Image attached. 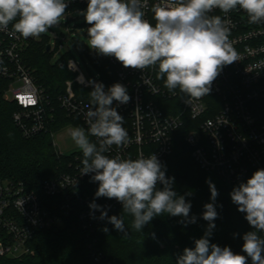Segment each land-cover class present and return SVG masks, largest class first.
I'll return each instance as SVG.
<instances>
[{
  "label": "clouds",
  "instance_id": "9594fccd",
  "mask_svg": "<svg viewBox=\"0 0 264 264\" xmlns=\"http://www.w3.org/2000/svg\"><path fill=\"white\" fill-rule=\"evenodd\" d=\"M67 6L65 0H0V31H8L11 24V34L39 38L60 23ZM144 7L145 0H88L81 12L90 25L88 46L99 55L115 57L125 68H157V79L164 81L169 92L179 89L189 98L207 96L223 66L238 60L225 19L210 13L218 9L226 16L243 10L250 24L264 23V0H160L152 9L155 24L144 18ZM89 94L88 127H74L70 136L83 155L82 175L91 174L90 182L98 183L94 197L121 203L137 232L164 214L195 223L196 217H189L190 201L174 190V177L166 176V166L156 155L137 159L106 155L113 145L122 148L129 142L124 117L113 107L114 101L117 105L130 101L127 88L114 83L105 91L103 83L93 82ZM206 183L212 202L204 205L202 218L208 227L195 239L194 247L183 249L176 264H248L249 258L251 264H264V168L230 193L232 203L253 229L242 236L244 254L210 242L218 218V190L210 179ZM89 208L100 211L99 219L123 233L122 239L129 236L121 215L108 216V209L95 199ZM102 230L109 231L107 227Z\"/></svg>",
  "mask_w": 264,
  "mask_h": 264
},
{
  "label": "built area",
  "instance_id": "2783aa9c",
  "mask_svg": "<svg viewBox=\"0 0 264 264\" xmlns=\"http://www.w3.org/2000/svg\"><path fill=\"white\" fill-rule=\"evenodd\" d=\"M65 2L68 6L61 19L71 31L74 13L84 11L88 0ZM159 2L145 0L144 18L153 24L152 9ZM210 15L225 19L238 60L223 66L207 96L189 98L179 89L173 94L162 79H157V68H125L115 57H106L114 68L116 83L123 84L131 97L127 104L113 103L124 117L129 142L122 148L113 145L106 155L137 159L154 154L163 164L174 151L177 132L187 127L186 141L193 148L194 159L203 170L216 173L223 181L239 183L264 168V23L250 24L243 10L225 16L216 9ZM83 26L87 33L90 25L85 21ZM39 40L40 37L25 39L18 33L11 34V24L8 31H0V78L9 80L3 96L18 106L12 118L22 136L29 139L50 133L54 142L55 132L50 126L56 111L53 97L36 82L23 59L29 46ZM49 45L51 51L53 44ZM92 55L99 54L93 50ZM66 67L75 77L66 81V91L59 95L58 103L66 115L80 119L87 128V92L92 91L93 82L103 83L105 91L111 85L101 78V72L90 78L75 59H68ZM82 160L77 156L68 171L44 182L47 196L63 198L54 208L45 206L40 195L23 182L0 177V257L31 254L36 234L63 227L72 212H77L80 227L90 233L95 231L100 211L79 207L82 196L77 190L91 176L82 175ZM101 206L111 213L122 205L114 198H106ZM100 259L99 253L96 260Z\"/></svg>",
  "mask_w": 264,
  "mask_h": 264
},
{
  "label": "trees",
  "instance_id": "16d2710c",
  "mask_svg": "<svg viewBox=\"0 0 264 264\" xmlns=\"http://www.w3.org/2000/svg\"><path fill=\"white\" fill-rule=\"evenodd\" d=\"M23 59L32 70L36 82L53 97L56 106L55 120L50 125L53 132L72 122L82 125L79 119L66 115L58 103L59 95L66 91V81L73 79L75 73L70 72L66 65L48 62L49 51L43 41L32 43ZM94 63L104 81L109 85L116 83L114 68L105 56L95 57ZM8 85L9 80L0 78V177L23 182L27 189L40 195L45 206L54 208L62 203L63 198L47 196L43 184L68 171L71 161L77 156L83 158L82 152L62 154L54 146L50 133L24 138L12 118L18 106L6 101L3 96ZM75 88L80 90L77 85ZM86 98L90 100L88 92ZM189 129L183 127L177 132L174 151L163 164L167 177H174V190L190 201L189 217L195 216V223H182L181 217L164 214L155 217L142 231L137 232L131 228L132 220L121 206L108 216L123 217L129 236L122 239L123 233L107 220H99L93 233L84 230L78 224L77 212H72L63 227L44 229L36 234L31 242V254L18 258L0 257V264H176V258L183 253V249L194 247L195 239L201 238L208 227V222L202 218L204 205L212 202L207 179L218 190L215 201L218 218L214 221L210 242L220 247L229 246L233 252L244 254L242 236L253 229L245 214L232 203L230 193L251 175L239 183H227L216 173L203 170L193 157V148L186 141ZM90 139L96 142L93 137ZM97 188L98 183L90 182V177L82 183L77 190V194L82 196L80 209L88 208L94 199L99 205L104 202L106 198L94 197ZM104 227L109 231L104 232ZM99 253L101 259L97 261ZM248 264H251L250 258Z\"/></svg>",
  "mask_w": 264,
  "mask_h": 264
},
{
  "label": "rangeland",
  "instance_id": "374dc122",
  "mask_svg": "<svg viewBox=\"0 0 264 264\" xmlns=\"http://www.w3.org/2000/svg\"><path fill=\"white\" fill-rule=\"evenodd\" d=\"M74 16L76 19L71 22V26L73 27L71 31L62 23L63 20L61 19L57 26L49 29L48 32L41 34L39 41H43L46 46L50 43L53 44V49L49 51L48 59V62L51 64L59 63L66 65L68 59H75L81 64L83 71L90 78H92V76L97 77L100 70L94 63L95 57L92 56L93 50L88 46V34L83 26L85 22L84 16L81 15L80 12H75ZM78 48L81 49V51H79ZM74 127H83L87 129L84 124L77 125L75 122H72L55 132L54 142L56 148L62 154H71L80 151L70 136V130ZM127 215L132 220V217L129 214H126V216Z\"/></svg>",
  "mask_w": 264,
  "mask_h": 264
},
{
  "label": "water",
  "instance_id": "95a60500",
  "mask_svg": "<svg viewBox=\"0 0 264 264\" xmlns=\"http://www.w3.org/2000/svg\"><path fill=\"white\" fill-rule=\"evenodd\" d=\"M50 48H51L50 45H48V46H47V51H50Z\"/></svg>",
  "mask_w": 264,
  "mask_h": 264
}]
</instances>
